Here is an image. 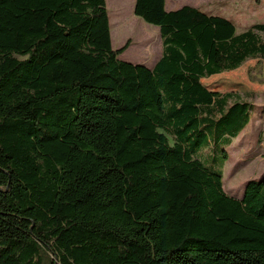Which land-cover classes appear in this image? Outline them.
<instances>
[{
    "label": "trees",
    "instance_id": "trees-1",
    "mask_svg": "<svg viewBox=\"0 0 264 264\" xmlns=\"http://www.w3.org/2000/svg\"><path fill=\"white\" fill-rule=\"evenodd\" d=\"M133 14L152 67L118 59L105 0H0V264H264V176L223 182L253 105L202 84L264 63V23Z\"/></svg>",
    "mask_w": 264,
    "mask_h": 264
},
{
    "label": "rangeland",
    "instance_id": "rangeland-1",
    "mask_svg": "<svg viewBox=\"0 0 264 264\" xmlns=\"http://www.w3.org/2000/svg\"><path fill=\"white\" fill-rule=\"evenodd\" d=\"M112 26V48L131 46L118 59L152 67L160 58L162 45L158 28L133 14L134 0H105ZM192 6L231 20L238 33L264 23V0H167L166 10ZM118 24L114 29L113 25ZM210 91L232 94L233 100L251 103L250 122L227 149L223 166L224 190L238 193L243 183L264 176V63L249 61L236 71L202 80Z\"/></svg>",
    "mask_w": 264,
    "mask_h": 264
},
{
    "label": "crops",
    "instance_id": "crops-1",
    "mask_svg": "<svg viewBox=\"0 0 264 264\" xmlns=\"http://www.w3.org/2000/svg\"><path fill=\"white\" fill-rule=\"evenodd\" d=\"M166 4H167V0H165V7H166ZM109 19V18H108ZM118 26V24H115V25H113V28L115 29L116 27ZM109 28H110V39H111V42H112V39H113V36H112V26H111V24H110V19H109ZM129 40V39H128ZM127 40V41H128ZM161 41V40H160ZM125 44V43H124Z\"/></svg>",
    "mask_w": 264,
    "mask_h": 264
},
{
    "label": "water",
    "instance_id": "water-1",
    "mask_svg": "<svg viewBox=\"0 0 264 264\" xmlns=\"http://www.w3.org/2000/svg\"><path fill=\"white\" fill-rule=\"evenodd\" d=\"M127 63H129V62H127Z\"/></svg>",
    "mask_w": 264,
    "mask_h": 264
}]
</instances>
